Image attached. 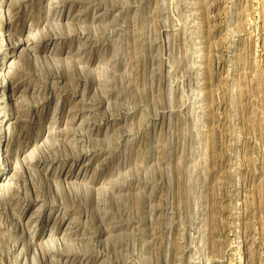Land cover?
Listing matches in <instances>:
<instances>
[{
	"label": "rangeland",
	"instance_id": "obj_1",
	"mask_svg": "<svg viewBox=\"0 0 264 264\" xmlns=\"http://www.w3.org/2000/svg\"><path fill=\"white\" fill-rule=\"evenodd\" d=\"M0 264H264V0H0Z\"/></svg>",
	"mask_w": 264,
	"mask_h": 264
}]
</instances>
